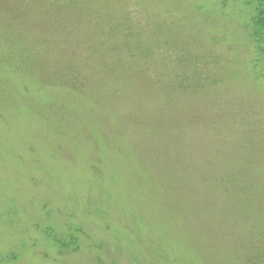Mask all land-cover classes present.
I'll return each instance as SVG.
<instances>
[{
	"label": "rangeland",
	"instance_id": "rangeland-1",
	"mask_svg": "<svg viewBox=\"0 0 264 264\" xmlns=\"http://www.w3.org/2000/svg\"><path fill=\"white\" fill-rule=\"evenodd\" d=\"M256 2L128 0L163 51L106 70L120 23L75 33L0 0V264H264Z\"/></svg>",
	"mask_w": 264,
	"mask_h": 264
},
{
	"label": "trees",
	"instance_id": "trees-1",
	"mask_svg": "<svg viewBox=\"0 0 264 264\" xmlns=\"http://www.w3.org/2000/svg\"><path fill=\"white\" fill-rule=\"evenodd\" d=\"M4 1L2 9V17L11 18L17 15L21 10L24 13L33 15V19L40 21L47 18L55 17V27L65 26V23L75 21V33L78 32L80 24L88 23L94 26L96 30H108L111 36L114 31V24L120 23L124 29V44L118 47L112 42L102 44L104 48V56L101 57L103 69L126 68L131 62L134 68H144L148 64V60H153L157 57L158 52H162L163 48L158 45L156 48L149 46V30L151 26L155 27V22L150 23L145 11L147 9L138 8V5L127 8L128 0H2ZM104 7H120L118 11L110 16L106 13ZM59 13V15H56ZM144 14L147 22H144ZM67 14L66 16H64ZM129 14V15H128ZM22 15V14H20ZM147 16V17H146ZM22 17H25L22 15ZM158 27V26H157ZM137 33V34H134ZM250 39L254 44L257 62L264 65V0H257L254 8V15L250 25ZM148 38V39H147ZM80 41V40H79ZM92 45V48L95 47ZM118 52H127L133 55V60L129 63H124L121 59L113 58ZM143 56V57H142ZM142 57V58H141ZM96 62L99 65L98 59ZM144 62H146L145 65ZM152 63H150V67ZM53 230L46 233L48 239L62 251L72 250L73 246L77 245L78 238L74 235L62 238L56 235Z\"/></svg>",
	"mask_w": 264,
	"mask_h": 264
}]
</instances>
